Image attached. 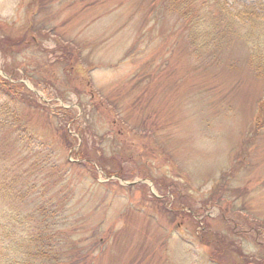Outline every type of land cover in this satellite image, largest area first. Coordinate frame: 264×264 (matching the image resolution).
Here are the masks:
<instances>
[{
  "label": "rangeland",
  "instance_id": "obj_1",
  "mask_svg": "<svg viewBox=\"0 0 264 264\" xmlns=\"http://www.w3.org/2000/svg\"><path fill=\"white\" fill-rule=\"evenodd\" d=\"M260 1L233 8L264 14ZM166 8L0 0V76L22 85L0 177L18 186L43 154L39 185L75 196L81 232L103 240L92 264H264V75L242 39L195 46Z\"/></svg>",
  "mask_w": 264,
  "mask_h": 264
},
{
  "label": "trees",
  "instance_id": "obj_2",
  "mask_svg": "<svg viewBox=\"0 0 264 264\" xmlns=\"http://www.w3.org/2000/svg\"><path fill=\"white\" fill-rule=\"evenodd\" d=\"M162 1L167 4L166 9L171 12L170 15L175 13L178 19L181 18L186 22V27L190 25L187 33L195 46L204 48L212 43L210 46L216 48L219 46L221 37L226 36L225 33L229 35L228 38L242 39L248 46L249 59L256 72L264 75V30H260L262 24L260 20L264 23V14L259 13V15L253 11L254 16L250 15L246 18V14L251 13L250 7L245 6L239 9L235 6L233 8V0L231 2L230 0ZM199 1H201V7L196 11L194 7ZM259 3V11L264 12V0ZM252 9L256 10L254 7ZM238 22L243 23L245 27L240 28L244 31L239 34L232 28L233 25L239 28ZM17 85L22 86L21 83H14L13 80L0 76V92L7 98L6 102L0 104V120L6 119L8 125H11L9 124L10 116L19 120L13 103L20 102L21 98L19 94L11 92L18 87ZM262 106L264 107V100ZM24 125V122L19 121L15 126L19 129ZM48 151L51 156V149ZM33 159L37 160L36 163L21 172L22 181L18 186H15V181L11 179L12 184L9 185L4 175L0 177V236L2 238L0 258L2 262L4 264H92L102 239H97L94 228L85 233L81 232L80 226L85 215L79 208L72 211V208L75 209L78 204H74L75 196L62 200L60 199L61 190L56 192V189L55 191L42 189L45 186L39 185L37 178L40 166L46 165V160L40 152L36 154V157L33 156ZM99 164L106 173L115 172L110 166L108 168L107 165ZM24 176L28 179H24ZM19 186L20 189H18ZM69 187L68 185L66 188ZM32 196L34 199L30 200ZM13 198L24 201L26 207L20 209L19 204L15 206ZM12 223L15 225L13 226ZM18 227L21 228L20 231L16 230ZM89 231L92 233L91 240ZM215 245L218 250V245L216 243ZM250 259L245 260L249 262ZM233 261L235 262L234 258ZM246 262L243 261L247 264Z\"/></svg>",
  "mask_w": 264,
  "mask_h": 264
}]
</instances>
